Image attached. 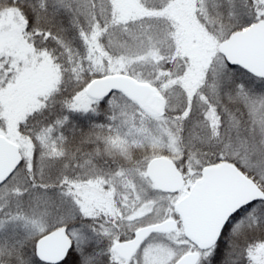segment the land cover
<instances>
[{
  "label": "snow or ice",
  "instance_id": "snow-or-ice-1",
  "mask_svg": "<svg viewBox=\"0 0 264 264\" xmlns=\"http://www.w3.org/2000/svg\"><path fill=\"white\" fill-rule=\"evenodd\" d=\"M0 264H264V0H0Z\"/></svg>",
  "mask_w": 264,
  "mask_h": 264
}]
</instances>
